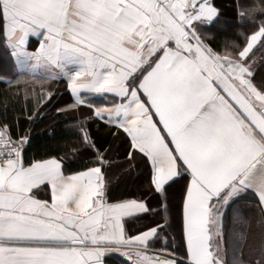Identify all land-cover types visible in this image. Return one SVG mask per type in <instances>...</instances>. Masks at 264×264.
Listing matches in <instances>:
<instances>
[{
    "label": "snow or ice",
    "instance_id": "snow-or-ice-1",
    "mask_svg": "<svg viewBox=\"0 0 264 264\" xmlns=\"http://www.w3.org/2000/svg\"><path fill=\"white\" fill-rule=\"evenodd\" d=\"M0 48L15 69L0 73V264H105L116 252L129 264H264V0H0ZM56 82L72 98L58 113L88 109L73 145L85 166L71 174L62 157L26 160L30 135L8 115L51 102ZM121 152L126 174L147 179L138 196L112 195ZM177 193L179 244L167 215L128 233L160 215L150 201L167 214ZM249 204L259 234L230 239L227 217L246 223Z\"/></svg>",
    "mask_w": 264,
    "mask_h": 264
},
{
    "label": "trees",
    "instance_id": "trees-1",
    "mask_svg": "<svg viewBox=\"0 0 264 264\" xmlns=\"http://www.w3.org/2000/svg\"><path fill=\"white\" fill-rule=\"evenodd\" d=\"M259 2L260 0H247L249 4H257ZM218 3H222L227 9L231 4V0H218ZM228 14L230 15L231 13L229 12ZM243 31L248 32L250 29L245 28ZM223 39L224 37H220L215 43L222 44ZM243 40V36L239 37V42L242 43ZM261 55L262 53L257 52L258 60ZM5 71H7L8 75H11L15 69L8 63V57L4 55L3 49L0 48V73H4ZM32 86L33 85L29 84L26 87ZM7 87L6 83L0 82V98L4 96ZM35 87L38 88L39 86L36 85ZM51 87L54 91V98L51 102L45 103L43 106H38L35 100H30L26 107L23 101L14 103L9 109V121L13 124L14 135H20L25 132H28L30 135V143L26 146L25 150L27 160L41 157L48 158L50 155L62 157L65 161L66 173L71 174L74 171L83 170L85 166L86 156L85 161H82L81 156L84 154L74 152L73 145L77 142V137L80 135L78 131L79 121L84 120L87 116L78 117L71 111L58 113L56 110L58 107L67 105L66 102L69 99L68 94L65 91V84L54 83ZM60 94L62 95L59 100L54 102ZM22 109H24L23 114H21ZM0 111H2V109H0ZM29 113H33L31 120L28 119ZM17 120L19 121L18 127L16 125ZM87 123L91 122L88 121ZM89 131L97 139L98 143L103 144L105 147L108 142L112 141V137L108 134V131L101 128L99 124H92ZM114 156H116V161H118L119 164L111 167L108 172L113 178V185L111 187L112 195L115 196L117 192L121 195V193L133 194L144 191L143 185L145 186L146 183L141 182V180L139 181V179L146 181L145 175L139 170H137L138 173H135L133 170L131 175H127L126 169L120 167L123 153L121 152L119 155L114 154ZM121 174L126 175L122 180H120ZM109 175L107 176L108 180ZM109 181L111 184L112 181ZM170 208L173 210L176 209L177 211L179 210V194L173 198ZM254 211V207L252 208L250 204L244 208V214L247 220H253V218L250 219V217ZM254 220L256 223L255 228L258 229L257 234H259L261 225L257 224V217ZM226 229L230 239L233 240H239L242 235H247L249 232L253 234V232L249 230L248 221L244 224H237L233 221L231 214H229L226 219Z\"/></svg>",
    "mask_w": 264,
    "mask_h": 264
},
{
    "label": "crops",
    "instance_id": "crops-1",
    "mask_svg": "<svg viewBox=\"0 0 264 264\" xmlns=\"http://www.w3.org/2000/svg\"><path fill=\"white\" fill-rule=\"evenodd\" d=\"M29 43L31 45V47L29 48L30 51L31 50H34L35 47H38V41L36 40L35 37L30 38ZM56 83H58V84H64L63 82H56ZM65 91L68 94V98H69L66 103L69 104V103H71L72 98L70 96V93L67 90H65ZM61 95L62 94L58 95L57 96V99H55L54 102H56V100H59V98H60ZM97 102H100V101L97 100ZM73 114H76L78 117L85 116V115L87 116L88 115V109H87V107H83L80 111H77V112H75ZM25 158H26V155H25ZM116 159H117L116 156H114V154H113V164H112L111 167L115 166L116 164H119V162L116 161ZM122 161H123V159L120 161V164H121ZM134 171H135V173H138L137 170H134ZM108 175H109V173H108ZM112 179H113L112 178V175L111 176L109 175V180L112 181ZM140 180L142 181V179H139V181ZM144 182L147 183V179ZM112 185H113V181L111 182V187H112ZM145 186H146V184H145ZM145 186L143 185L144 190H145ZM141 192L142 191L136 192V193H133V194H128V193L122 194L121 193V195L117 192L116 194L114 193L115 196H113V197L130 198V197H134V196L140 195ZM150 203L152 204V207L153 208H156L160 212V215L157 216L155 213H153L147 219H142V220H139V221H137L135 223L126 225V228L128 230V233L130 235H135L138 231L145 230L148 226H154V222L156 220H161V218L164 215H167L168 216V219H169V222L172 224V228L168 230L169 231V241H171L172 237L175 236L176 237V240H177V243L179 244V242L181 240V232H180V230H179V228L177 226V224H178L179 210L177 211L176 209L173 210V209L170 208L169 212L167 214H165L163 212L162 208H158V206L156 205V203H155L154 200L150 201ZM253 207L254 206H252V208ZM254 216H255V218L256 217L258 218V223L257 224H260L261 225V218L259 216V213L255 210L254 213H252V215L250 217V219L253 218V220H247L248 221V226H249V230L251 232H253V234L258 235L257 234L258 233V229L255 228L256 227V223H255V220H254L255 219ZM225 226H226V224H225ZM163 246H164L163 239H161L160 241H157L156 244L154 245L155 248H162ZM164 254L165 253H161V255H164ZM104 260H105V264H129V262L127 261V258L121 256L120 253H118V252L111 253L109 255H106L104 257Z\"/></svg>",
    "mask_w": 264,
    "mask_h": 264
},
{
    "label": "rangeland",
    "instance_id": "rangeland-1",
    "mask_svg": "<svg viewBox=\"0 0 264 264\" xmlns=\"http://www.w3.org/2000/svg\"><path fill=\"white\" fill-rule=\"evenodd\" d=\"M120 176H121L120 180H122L126 175L125 174H121ZM141 182H144V181L142 180Z\"/></svg>",
    "mask_w": 264,
    "mask_h": 264
}]
</instances>
